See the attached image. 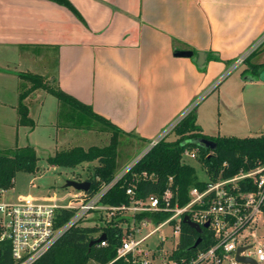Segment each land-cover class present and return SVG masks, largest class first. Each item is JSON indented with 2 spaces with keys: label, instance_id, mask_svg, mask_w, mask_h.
<instances>
[{
  "label": "crops",
  "instance_id": "crops-1",
  "mask_svg": "<svg viewBox=\"0 0 264 264\" xmlns=\"http://www.w3.org/2000/svg\"><path fill=\"white\" fill-rule=\"evenodd\" d=\"M261 37L264 0H0L1 63L22 68L18 77L54 79L65 93L147 144ZM185 51L192 57L177 55ZM39 91L46 92L26 99L36 127L20 126L29 137L39 124L53 127L55 117L75 116L69 108L62 113L58 101L43 120ZM195 112L205 135L222 136L199 123L197 106Z\"/></svg>",
  "mask_w": 264,
  "mask_h": 264
},
{
  "label": "built area",
  "instance_id": "built-area-1",
  "mask_svg": "<svg viewBox=\"0 0 264 264\" xmlns=\"http://www.w3.org/2000/svg\"><path fill=\"white\" fill-rule=\"evenodd\" d=\"M263 42L264 37L248 55ZM248 55L239 59L234 68L242 64ZM198 104H193L156 140L149 143L127 169L93 194L77 191L43 200L31 195L19 196L11 203L0 200V243L9 246L13 264H35L73 227L104 225L112 221L117 212L121 213L119 226L123 233L114 261L124 259L132 264H242L237 261V252L243 248L241 257L264 264V238L259 239L255 233L259 224H264V166L241 170L231 178L220 175L213 180L207 176L208 180L203 181L205 187L192 188L191 200L184 206L180 205L172 187V178L161 195L137 199L132 187L127 190L131 198L129 205L111 207L103 202L110 189L155 145L173 134ZM186 158L197 161V151H185ZM246 182H252L255 190L243 192L240 186ZM4 192H1L0 198ZM68 213L71 215L66 219ZM145 213L170 215L157 222L152 217H140ZM185 216L203 229L209 223L207 229L214 234L215 244L193 257L180 252ZM99 246L106 247V239Z\"/></svg>",
  "mask_w": 264,
  "mask_h": 264
},
{
  "label": "trees",
  "instance_id": "trees-1",
  "mask_svg": "<svg viewBox=\"0 0 264 264\" xmlns=\"http://www.w3.org/2000/svg\"><path fill=\"white\" fill-rule=\"evenodd\" d=\"M250 57L245 61L247 62ZM263 67L264 65H253L251 70L257 74ZM19 78L31 84L29 88H26L25 84L21 86L17 107L19 126L35 128L36 124L30 117L26 99L33 92L44 90L54 96L62 108L70 106L73 110L102 122L113 131L111 142L105 148L92 147L85 150L82 147H75L70 150L56 151L47 159L48 163L51 166L74 168L85 163L96 162L93 172L86 178V181L90 183L89 194L99 190L103 184L113 181L117 176L119 137L129 135L96 114L90 106L65 93L57 85L56 88L49 87L45 78L31 73L20 74ZM173 134L176 140L167 141L165 139L155 145L110 189L103 202L111 207L129 205L131 198L127 195V190L132 187L137 199L149 195H161L169 187L170 178H172V187L178 195L180 205L188 204L191 200V189L194 187L203 189L205 183L199 179L196 168L185 161L184 153L187 150L197 151V162L207 176L213 180L220 175L222 178H231L241 170H254L264 166V133L257 137L246 138L210 137L205 135L201 127L197 125V114L194 110L177 126ZM199 138L214 141L217 148L212 151L189 143ZM37 170L38 157L35 148L31 145L16 147L9 155L0 154V196L2 191L14 187L15 178L19 172L33 174ZM240 188L246 193L255 190L252 182H246ZM70 215L66 214V219ZM169 215V213H145L140 217H152L158 222L165 220ZM120 217L121 213L117 212L112 221L105 222L104 225L73 227L35 264H88L91 260L98 264H132L124 259L114 261L123 233V229L119 226ZM102 235L106 236L107 246L101 247L97 244L90 248V243ZM213 235L210 229H204L203 235H200L183 223L180 252L193 257L200 252L207 251L215 244ZM199 238L202 239L201 243L193 249ZM0 264H13L9 246L2 243H0Z\"/></svg>",
  "mask_w": 264,
  "mask_h": 264
},
{
  "label": "rangeland",
  "instance_id": "rangeland-1",
  "mask_svg": "<svg viewBox=\"0 0 264 264\" xmlns=\"http://www.w3.org/2000/svg\"><path fill=\"white\" fill-rule=\"evenodd\" d=\"M263 44L250 55H248L249 52L246 54L247 57L254 54L247 62L246 57L244 62L235 68L236 61L228 65L225 71L194 101L193 104L199 103L197 105V110L200 109L201 112L199 123L204 124L208 130L220 132L222 136L239 138L257 137L264 132V81L262 79L264 67L257 74L251 70L253 65L264 62ZM22 70L15 64L0 62V154L9 155L16 147L31 145L35 148L38 157V170L33 174L19 172L16 175L14 187L5 191L0 200L11 203L15 202L19 196L31 195L43 200L76 193L77 191L72 188H65L67 182L86 181L97 163H85L73 168L51 166L47 159L56 151L70 150L75 147H82L85 150L92 147L105 148L111 142L113 131L102 122L67 106L63 107L61 112L65 113V109L69 108L75 115L72 119L63 118L61 114L60 120L55 117L59 127L56 126V121L53 127L37 124L33 137H29L28 129L18 125L17 107L21 86L22 84H25L26 88L31 86L18 77V73ZM45 81L49 87L56 88L54 79H45ZM39 92L44 97L42 108L44 120L49 113L57 110L59 102L54 96L43 91ZM43 120L41 121L44 122ZM59 134L61 140L60 143H56V135L59 136ZM174 140H176L174 134L167 137V141ZM119 141L117 175L127 169L149 146L147 143L134 141L130 136H120ZM185 161L196 168L201 181L208 180L204 169L196 160L186 158ZM255 233L259 239L264 238L263 223L259 224ZM88 264L98 263L91 260Z\"/></svg>",
  "mask_w": 264,
  "mask_h": 264
},
{
  "label": "water",
  "instance_id": "water-1",
  "mask_svg": "<svg viewBox=\"0 0 264 264\" xmlns=\"http://www.w3.org/2000/svg\"><path fill=\"white\" fill-rule=\"evenodd\" d=\"M177 55L178 56H181V57H192L193 53L192 52L185 51V52H178ZM262 79L264 81V76H263ZM189 143H192L194 145H199L201 147H204L205 149H209V150H212V151H214L217 148V144L214 141L208 140V139H203V138L191 140V141H189ZM65 188L66 189L72 188V189H74L76 191L88 192L90 190V183L88 181H83V182H79V181H68L67 184H66V186H65ZM184 223L186 225L190 226L192 229H194L200 235H203L204 229L200 225H198V224L194 223L193 221H191V219H190L189 216H185ZM208 227H209V223H206L204 225V228L207 229ZM105 239H106V236L105 235H102L99 239H97L95 241H92L90 243L89 247L91 248L94 245L100 244ZM201 240L202 239L199 238L196 241V243L193 246V249H196L199 246V244L201 243ZM243 250H244L243 248L238 249V252H237V261H239L242 264H258V263H256V261H254L252 259H248V258H245V257H241L240 254H241V252Z\"/></svg>",
  "mask_w": 264,
  "mask_h": 264
}]
</instances>
